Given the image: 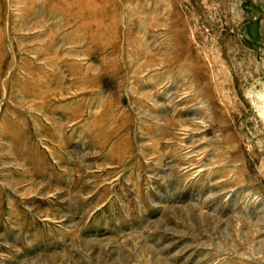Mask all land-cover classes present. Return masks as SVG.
<instances>
[{"label": "rangeland", "instance_id": "obj_1", "mask_svg": "<svg viewBox=\"0 0 264 264\" xmlns=\"http://www.w3.org/2000/svg\"><path fill=\"white\" fill-rule=\"evenodd\" d=\"M264 0H0V264H264Z\"/></svg>", "mask_w": 264, "mask_h": 264}, {"label": "bare ground", "instance_id": "obj_2", "mask_svg": "<svg viewBox=\"0 0 264 264\" xmlns=\"http://www.w3.org/2000/svg\"><path fill=\"white\" fill-rule=\"evenodd\" d=\"M264 169V168H263Z\"/></svg>", "mask_w": 264, "mask_h": 264}]
</instances>
